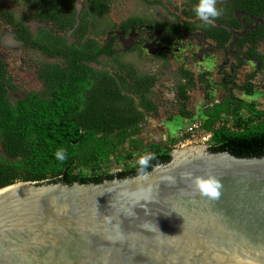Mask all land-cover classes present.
<instances>
[{
  "label": "water",
  "instance_id": "95a60500",
  "mask_svg": "<svg viewBox=\"0 0 264 264\" xmlns=\"http://www.w3.org/2000/svg\"><path fill=\"white\" fill-rule=\"evenodd\" d=\"M177 149L135 175L0 187V264H264V154ZM209 175L218 200L192 183Z\"/></svg>",
  "mask_w": 264,
  "mask_h": 264
},
{
  "label": "trees",
  "instance_id": "16d2710c",
  "mask_svg": "<svg viewBox=\"0 0 264 264\" xmlns=\"http://www.w3.org/2000/svg\"><path fill=\"white\" fill-rule=\"evenodd\" d=\"M23 1L33 17L51 22L58 32L72 29L74 41L67 44L64 37L44 30L39 38L20 37L29 48L60 59V62L41 63L36 71V77L48 91L47 97L28 92L13 104L9 103L6 91L11 84L0 63V187L16 181L46 178L67 184L97 183L102 179L146 172L154 164L166 162L170 150L155 147L151 152L155 158L143 170L136 163L127 171L115 174L73 173L79 166L97 168L106 162L108 155L129 134L127 130L136 129L142 112H155L148 98L153 78L136 73L127 64L119 65L120 73L116 78L89 65L110 52L108 46L98 45L94 39L84 36L87 17L106 13L107 0H87L74 27V0ZM197 2L184 0L180 9L182 20L163 26L168 41L198 27L206 38L223 46L232 37V31H240L233 13L243 12L247 23H251L249 15L262 22L245 30L243 35L235 36V45L244 46L245 55L261 59L255 45L264 41V0H217L216 6L222 10V15L211 24L195 26L189 19L197 17L193 11ZM145 21L127 17L118 25L126 31L130 25ZM178 77L185 78L184 84L177 85V96L184 98V86L191 80L183 69H179ZM122 89L136 98L135 103L129 95L121 93ZM242 89L249 91L245 86ZM241 109H245L247 115H241ZM202 113L201 128L210 132L208 150L227 151L242 157L264 154V110L255 109L252 102L237 101L236 106L230 107L225 97L206 106ZM221 113L235 117L233 126L219 123L213 127L221 119ZM58 151L63 159L57 158Z\"/></svg>",
  "mask_w": 264,
  "mask_h": 264
},
{
  "label": "rangeland",
  "instance_id": "374dc122",
  "mask_svg": "<svg viewBox=\"0 0 264 264\" xmlns=\"http://www.w3.org/2000/svg\"><path fill=\"white\" fill-rule=\"evenodd\" d=\"M87 0H74L75 22L78 14L83 10ZM184 0H107L108 10L102 15L90 14L87 17L86 36L92 37L101 44H108L111 52L100 55L89 65L96 70H104L113 78L120 73V64H127L138 74L151 75L152 86L148 98L153 102L155 112L145 113L137 123L136 129L129 134L108 155L106 162L99 167L79 166L73 173L85 175L115 174L117 169L127 170L135 165L140 157L151 155L155 147L168 148L170 151L194 145H203L194 140H185L183 133L192 123H201L203 109L227 97L230 107L237 101L252 102L257 110H264V41L255 45L261 59H247L237 56L244 46L235 47L234 34L224 46L219 47L211 39L205 38L196 29L190 33H180L176 40L169 44H162L158 39V31L149 26L131 27L126 34L114 27L119 21L127 17H138L153 23L164 25L175 20H182L180 9ZM0 9L12 15L36 31L44 28L50 33L61 35L67 44L74 41L70 31L58 32L51 23L26 17L23 0H0ZM234 17L240 26H246L243 12H234ZM254 22V18H250ZM195 26L205 25L194 17L189 19ZM259 22H262L260 19ZM258 23V22H257ZM248 24V23H247ZM113 29H111L112 27ZM8 30V26L0 21V59L2 60L11 87L7 91V100L13 103L15 99L27 92H34L46 96L42 83L36 78V71L41 63L60 62V59H47L34 50L19 45L6 46L1 43V35ZM179 69L188 72L190 83L185 84V97L177 96V85L184 84L185 78L178 77ZM229 73V80L222 83V76ZM200 77L202 79H200ZM246 83L249 84L246 85ZM249 89L245 92L242 87ZM229 87V88H228ZM129 95L134 103L136 98ZM247 115L245 109L239 112ZM221 119L214 123H224L233 126L232 114H220ZM182 132V135L178 134ZM118 172V171H117ZM48 182L49 179H42ZM39 182V181H36Z\"/></svg>",
  "mask_w": 264,
  "mask_h": 264
},
{
  "label": "flooded vegetation",
  "instance_id": "af4514ba",
  "mask_svg": "<svg viewBox=\"0 0 264 264\" xmlns=\"http://www.w3.org/2000/svg\"><path fill=\"white\" fill-rule=\"evenodd\" d=\"M87 3V1L85 2V4ZM85 4H84V7H83V9H85ZM25 6V5H24ZM25 8H26V10H28L29 11V15H26V17H29L30 19H36V20H39L38 18H35V17H33V15H32V12H31V10H29L28 8H27V6H25ZM82 11V10H81ZM245 20V19H244ZM0 21L1 22H3L5 25H7L8 26V30H6V31H4V33L1 35V43L2 44H4V45H6V43H8V42H11L12 44H14V42H15V45H19V44H21L22 46H24V47H26V48H28L29 50H34V51H37L38 53H40L42 56H44L45 58H47V59H56V58H53V57H47L46 55H44L43 53H41L40 51H38V50H36V49H31V48H29L26 44H25V42H23L22 41V39H20V37L21 36H27L28 38H31V39H34V38H39L40 36H42V35H44V34H42V31L44 30V31H46V32H48L47 30H45L44 28H39L38 30H36V31H32V29L28 26V24H26V22L25 21H21V20H18V19H16L13 15H12V13H10V12H7L6 10H2V9H0ZM46 21V20H45ZM47 22H49V21H47ZM120 22V21H119ZM119 22L114 26V27H117L122 33H124V34H126L127 32H128V29L129 28H131V27H138V26H141V25H145V26H149V27H151L152 29H154V30H157L158 31V39H159V41L162 43V44H169V43H172V42H174L175 40H176V38L174 39V40H171V41H168L167 39H166V32H165V30L163 29V26L165 25H160V24H156V23H153V22H151V21H149V20H147V21H145V22H141V23H138V24H136V25H130L128 28H127V30L126 31H123L120 27H119ZM246 22V21H245ZM49 23H51V22H49ZM258 23H261V22H258ZM256 24L257 23H254L253 21H251V23L249 24H247V22H246V28L244 29V32H245V30H248V29H251V28H253V27H255L256 26ZM51 25H52V23H51ZM53 26V25H52ZM88 26V25H87ZM243 26L244 25H241L240 26V29L242 30L243 29ZM114 27H112L111 29H113ZM53 28L55 29V27L53 26ZM73 28V27H72ZM56 30V29H55ZM71 29H69V31H70ZM195 30V29H194ZM194 30H192V31H194ZM199 31H200V29H198ZM56 31H58V30H56ZM67 31V30H66ZM72 31V30H71ZM71 31H70V33H71ZM192 31H189V32H185V33H190V32H192ZM202 34H203V32L202 31H200ZM233 32H235V31H232V33H231V35L233 36ZM48 33H50V32H48ZM50 34H52V33H50ZM53 35H58V34H55V33H53ZM234 35H236V34H234ZM59 36H61V35H59ZM84 36L85 37H89V36H86V34L84 33ZM203 36H204V34H203ZM237 36V35H236ZM63 37V36H62ZM74 37V36H73ZM205 37V36H204ZM233 37H235V36H233ZM233 37H231V38H233ZM90 38H92V37H90ZM206 38V37H205ZM92 39H94V38H92ZM95 40V39H94ZM213 41V40H212ZM214 42V41H213ZM67 43V42H66ZM215 43V42H214ZM99 45V44H98ZM103 45H106V46H108L109 47V45L108 44H101V46H103ZM225 45V44H224ZM223 45V46H224ZM234 45H235V43H234ZM6 46H8V45H6ZM216 46H219V47H222V46H220V45H216ZM235 47H239V46H236L235 45ZM109 49H110V47H109ZM244 50H245V48H243V50L241 51V53H239V55L237 56V60H239L241 57H245V58H247V59H257V58H254V57H250V56H247V55H245L244 54ZM110 52H111V49H110ZM109 52V53H110ZM103 55H106V54H103ZM0 63H2V66H3V69L5 70V76L6 77H8L9 78V76L7 75V71H6V69H5V66H4V64H3V62H2V60L0 59ZM35 76H36V74H35ZM230 76H229V73L228 74H226V75H224V76H222V79H221V81H222V83H226V82H228V78H229ZM37 78V77H36ZM38 79V78H37ZM39 80V79H38ZM40 81V80H39ZM41 82V81H40ZM42 83V82H41ZM11 84V83H10ZM43 85V88H44V91H45V93L46 94H48V91L47 90H45V86H44V84H42ZM12 86V85H11ZM10 86V87H11ZM9 87V88H10ZM229 88V87H228ZM7 91H8V88H7ZM7 91H6V99H7ZM28 93V92H27ZM34 93V92H33ZM37 94V93H36ZM38 95V94H37ZM40 96V95H39ZM22 97V96H21ZM21 97H19V98H17V99H15V101L16 100H18V99H20ZM41 97H47V95L46 96H41ZM224 99V98H223ZM222 99V100H223ZM221 100V101H222ZM14 101V102H15ZM151 101V100H150ZM228 101L229 102H231L229 99H228ZM9 102V101H8ZM13 102V103H14ZM152 102V101H151ZM220 102V101H219ZM10 103V102H9ZM13 103H11V104H13ZM153 103V102H152ZM218 103V102H217ZM210 105H212V104H210ZM209 105V106H210ZM145 113H149V112H142V118H143V116H144V114ZM222 114V113H221ZM224 115V114H223ZM141 118V119H142ZM139 123V122H138ZM138 125V124H137ZM127 131H130V130H127ZM134 166V165H133ZM130 169V168H129ZM128 170V169H127ZM126 170V171H127ZM117 171H121L120 169H117L116 170V172ZM123 171H125L124 169H123Z\"/></svg>",
  "mask_w": 264,
  "mask_h": 264
},
{
  "label": "clouds",
  "instance_id": "9594fccd",
  "mask_svg": "<svg viewBox=\"0 0 264 264\" xmlns=\"http://www.w3.org/2000/svg\"><path fill=\"white\" fill-rule=\"evenodd\" d=\"M217 0H198L194 5L193 11L200 21L211 24L214 19L222 15V10L217 8ZM58 159H63L60 151L56 153ZM155 157L153 155H145L140 157L138 164L141 170L149 167V163ZM195 190L203 197L210 200H218L222 195L223 184L215 176L207 177L197 176L192 180ZM150 191V189H149Z\"/></svg>",
  "mask_w": 264,
  "mask_h": 264
},
{
  "label": "built area",
  "instance_id": "2783aa9c",
  "mask_svg": "<svg viewBox=\"0 0 264 264\" xmlns=\"http://www.w3.org/2000/svg\"><path fill=\"white\" fill-rule=\"evenodd\" d=\"M215 127V126H213ZM185 134V140H194L197 142H200L201 144L205 145L206 147L209 146V137L210 132L204 131L201 128L200 123L192 122L190 123L187 128L183 132ZM179 136L182 135V132L178 134Z\"/></svg>",
  "mask_w": 264,
  "mask_h": 264
},
{
  "label": "bare ground",
  "instance_id": "6f19581e",
  "mask_svg": "<svg viewBox=\"0 0 264 264\" xmlns=\"http://www.w3.org/2000/svg\"><path fill=\"white\" fill-rule=\"evenodd\" d=\"M6 45H8V46H14L15 45V42H14V44H12L11 42H8V43H6ZM193 148V147H192ZM182 149H177V150H175V154L173 155V156H175L178 152H180Z\"/></svg>",
  "mask_w": 264,
  "mask_h": 264
}]
</instances>
